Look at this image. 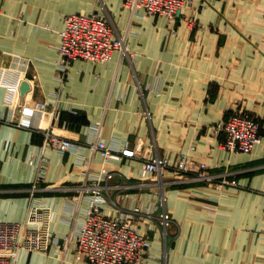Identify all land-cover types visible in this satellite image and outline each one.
<instances>
[{
  "label": "crops",
  "instance_id": "crops-1",
  "mask_svg": "<svg viewBox=\"0 0 264 264\" xmlns=\"http://www.w3.org/2000/svg\"><path fill=\"white\" fill-rule=\"evenodd\" d=\"M93 10L114 23L131 53L118 50L102 62L76 59L62 79L66 16ZM184 12L191 24L184 17L134 13L124 0H0V117L23 99L30 108L16 110L14 122L0 120V220H22L40 201L52 210L54 235L74 232L88 206L75 187L103 164L91 143L122 147L130 141L141 152L174 158L184 152L239 182L218 189L154 174L146 186L111 191L104 211L140 207L135 224L152 238L150 255L131 264H264V0H194ZM172 25L175 35L168 31ZM238 110L261 123L262 141L250 153L225 149V134L212 129ZM49 130L80 146L46 148V175L32 192L39 167L29 160ZM107 166L116 178L137 182L142 161L125 157ZM163 195L174 220L167 233L146 214L158 209ZM75 260L71 241L63 258L21 251L16 264Z\"/></svg>",
  "mask_w": 264,
  "mask_h": 264
},
{
  "label": "built area",
  "instance_id": "built-area-1",
  "mask_svg": "<svg viewBox=\"0 0 264 264\" xmlns=\"http://www.w3.org/2000/svg\"><path fill=\"white\" fill-rule=\"evenodd\" d=\"M194 0H171L174 3L173 14L167 13L168 0L158 1L162 8L152 5L155 0H124L125 6L134 13L144 15H165L169 19L185 18L189 24L193 17L186 16L184 8ZM179 13H176L177 10ZM78 25L75 29L73 25ZM96 25L101 26L105 36L97 35L93 53L98 51L101 42L108 43V56L104 59H96L93 55H87L88 48H81L70 44L68 39L71 34H81L83 27H88V32ZM169 33L177 34L175 26L169 27ZM88 32L83 33L85 39L92 36ZM111 39V44L108 39ZM59 63L58 68L63 79L65 73L76 59H86L95 62L110 60L118 50L126 54L131 51L128 48L125 36L118 33L114 23L100 11L69 13L65 19V26L60 31ZM27 69V66H25ZM22 100V99H21ZM24 100V99H23ZM18 101L9 115L0 117V120L14 122L16 110H30L27 105ZM20 104V105H19ZM55 112V111H54ZM10 118V119H9ZM20 124V123H19ZM216 135L225 134L222 145L225 149L235 153H250L262 141L261 123L251 113L238 110L233 112L226 120L219 121L212 126ZM80 143L69 136L62 135L55 130L45 132L44 143L39 146L40 151L34 153L29 160L30 164L39 167L38 174L30 188L32 192L38 189L40 181L46 175L45 150L48 147L56 148L62 152L78 148ZM94 150L100 151L103 164L98 174L87 176L86 179L75 188L80 196L87 195L88 206L83 219L74 232L65 237H57L51 230V208L40 201L32 202L28 207L27 215L22 220H0V264H16L21 251H53L64 257L69 243H74L76 262L85 261L84 264H131L143 261L150 255L152 238L146 232H141L135 224L133 213H141V208L135 206L131 211H124L112 215L103 209V203L110 196L111 191L122 192L132 187L146 186L151 176L156 174L164 182L180 183L183 181H201L222 189L228 185H238L236 178L229 177L228 173L210 172L205 161H197L181 152L175 158L159 153H146L139 151V146H131L127 141L122 147L107 144L103 140L91 143ZM138 158L142 161L139 181L134 182L122 177L116 178V173L108 168V162L112 159ZM169 172L174 176H168ZM33 195V194H32ZM166 197L160 199L158 209H149L146 214L156 217L167 233L168 226L174 221L167 209ZM109 233V235H108Z\"/></svg>",
  "mask_w": 264,
  "mask_h": 264
},
{
  "label": "bare ground",
  "instance_id": "bare-ground-1",
  "mask_svg": "<svg viewBox=\"0 0 264 264\" xmlns=\"http://www.w3.org/2000/svg\"><path fill=\"white\" fill-rule=\"evenodd\" d=\"M158 1H166V0H155V3L152 6L156 7V8H162L161 5L156 3ZM169 1H171V0H168V2H167L168 3V7H167L166 11L169 14H173L174 3L169 2ZM93 11H97V10H93ZM179 12H180V10L178 9L176 13H179ZM73 27L75 29H79V26L77 24L73 25ZM85 32H88V27L87 26L83 27L81 34H76L73 31V34H71L69 36V39H68L69 43L77 45V46H79L81 48H88L90 51H88L86 54L87 55H93L96 59H104V58H106L108 56V52H107L108 43L106 41L101 42V45L99 46L98 51L96 53H93V49H94V46H95L94 38L97 35L105 36V34L101 31V26L100 25H96L95 27L90 29V31L88 33L91 34L92 36L88 40L85 39V36L83 34ZM107 39H108V41L111 44V39H109V38H107ZM170 225L168 226V228L170 227ZM108 235H109V233H108Z\"/></svg>",
  "mask_w": 264,
  "mask_h": 264
},
{
  "label": "rangeland",
  "instance_id": "rangeland-1",
  "mask_svg": "<svg viewBox=\"0 0 264 264\" xmlns=\"http://www.w3.org/2000/svg\"><path fill=\"white\" fill-rule=\"evenodd\" d=\"M206 2V0H201V3H205ZM101 13H103V12H101ZM106 15V14H105ZM157 15H160V14H157ZM163 16H165V15H163ZM166 18H168L169 19V17H167V16H165ZM170 20H172V19H170ZM177 20V19H176Z\"/></svg>",
  "mask_w": 264,
  "mask_h": 264
},
{
  "label": "water",
  "instance_id": "water-1",
  "mask_svg": "<svg viewBox=\"0 0 264 264\" xmlns=\"http://www.w3.org/2000/svg\"><path fill=\"white\" fill-rule=\"evenodd\" d=\"M23 88L26 89L25 85L23 84Z\"/></svg>",
  "mask_w": 264,
  "mask_h": 264
}]
</instances>
